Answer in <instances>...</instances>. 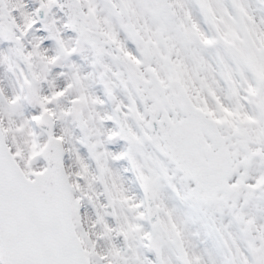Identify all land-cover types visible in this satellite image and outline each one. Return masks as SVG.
<instances>
[{
	"label": "snow or ice",
	"instance_id": "obj_1",
	"mask_svg": "<svg viewBox=\"0 0 264 264\" xmlns=\"http://www.w3.org/2000/svg\"><path fill=\"white\" fill-rule=\"evenodd\" d=\"M0 264H264V0H0Z\"/></svg>",
	"mask_w": 264,
	"mask_h": 264
}]
</instances>
